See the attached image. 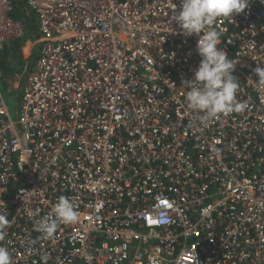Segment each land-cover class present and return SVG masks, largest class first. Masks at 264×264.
I'll return each instance as SVG.
<instances>
[{
    "label": "built area",
    "instance_id": "built-area-1",
    "mask_svg": "<svg viewBox=\"0 0 264 264\" xmlns=\"http://www.w3.org/2000/svg\"><path fill=\"white\" fill-rule=\"evenodd\" d=\"M27 6L38 54L7 90L15 116L0 88L12 264H264V3L217 21L245 108L208 122L186 103L201 57L170 21L180 0ZM12 9L0 0V49L28 30ZM61 196L78 219L43 238L35 221Z\"/></svg>",
    "mask_w": 264,
    "mask_h": 264
},
{
    "label": "clouds",
    "instance_id": "clouds-1",
    "mask_svg": "<svg viewBox=\"0 0 264 264\" xmlns=\"http://www.w3.org/2000/svg\"><path fill=\"white\" fill-rule=\"evenodd\" d=\"M264 3V0H261ZM249 0H180V11H173L170 21H174L185 36H199L196 51L201 57L194 72V79L184 81L189 87L186 94L187 107L202 114L201 119L208 122L220 114L243 111L245 105L237 101L238 78L233 75L235 63L228 54L218 47L221 31L217 28L220 19H231L243 13ZM174 5L172 10H175ZM259 80L264 81V67L254 69ZM54 219L44 217L35 221L34 228L43 238L51 239L59 224H71L77 221L78 212L72 201L61 196L54 205ZM11 222L0 213V241L4 240ZM35 243V241H31ZM47 262L48 257H42ZM0 264H12L9 249L0 244Z\"/></svg>",
    "mask_w": 264,
    "mask_h": 264
},
{
    "label": "rangeland",
    "instance_id": "rangeland-1",
    "mask_svg": "<svg viewBox=\"0 0 264 264\" xmlns=\"http://www.w3.org/2000/svg\"><path fill=\"white\" fill-rule=\"evenodd\" d=\"M22 10L25 11L24 8H21ZM26 12V15L30 16L32 20L35 19V17L33 16V13L30 11V9L27 7V11ZM25 21V20H24ZM30 21V20H28ZM30 30V29H28ZM23 39H16L14 41H12L11 43H9V63L11 64V68L8 70L9 71V76H13V77H17L16 79L13 78V77H5L6 78V82H4V85L6 87L10 86V88L13 89V93L14 95H20L21 93V89H22V86H23V71H14L15 69H17L16 67V61H15V55L16 52L20 51L23 53L24 55V58H25V62L23 63V65L25 66L26 64V61L28 63V67L30 65V58L31 56L33 55V51H35V48L36 45H37V38L35 37H30L29 39H27L26 41H24ZM26 44H30L29 46H26V51H31V53H29L28 57H26V53L23 51V47L26 45ZM23 46V47H22ZM21 77H18L20 76ZM4 85H2V83L0 84V88H1V91L3 93V96L5 97V99L7 100V104L10 106L11 110H12V113L13 115L15 116V109L17 107L16 105V97L14 95H11V94H8L7 93V89L4 87Z\"/></svg>",
    "mask_w": 264,
    "mask_h": 264
},
{
    "label": "trees",
    "instance_id": "trees-1",
    "mask_svg": "<svg viewBox=\"0 0 264 264\" xmlns=\"http://www.w3.org/2000/svg\"><path fill=\"white\" fill-rule=\"evenodd\" d=\"M13 3V9L11 11V16H13L14 18H20L23 16L25 22L27 23V30L26 31V35L22 38V39H27L30 37H37L38 33H37V23L34 20L31 19L30 16L26 15L27 11V0H12ZM21 8H24V10H22ZM30 20V21H28ZM21 40V39H20ZM9 43H6L3 48L0 49V67L4 70H9L10 66H9V61H7L6 59L9 57Z\"/></svg>",
    "mask_w": 264,
    "mask_h": 264
},
{
    "label": "crops",
    "instance_id": "crops-1",
    "mask_svg": "<svg viewBox=\"0 0 264 264\" xmlns=\"http://www.w3.org/2000/svg\"><path fill=\"white\" fill-rule=\"evenodd\" d=\"M26 35V33L24 34V36ZM23 36V37H24ZM23 37H21V38H19V39H22ZM27 39H29V38H27ZM27 39H23L24 41H26ZM16 40V39H15ZM12 41H14V40H11L9 43H11ZM23 41V42H24ZM30 44H26L24 47H23V51L27 54L26 55V57H28V55H29V53H31V51L29 50V51H26V46H29ZM9 48V47H8ZM35 48V51H33V55L31 56V58H30V60H31V62H30V65H29V67H28V63H27V61H26V64H25V66L23 65V63L25 62V58H24V55H23V53L22 52H20V51H18V52H16V54L17 55H15V61H16V67H17V69H15L14 71H25L26 73L27 72H29V71H31L32 69H33V66H34V62H35V60H36V58H37V54H38V48L37 47H34ZM8 59L9 58H7L6 60L8 61ZM9 66H10V68H11V64H9ZM4 72H5V77L7 78V77H13V76H9V71H7V70H5L4 69ZM24 74V73H23ZM25 75V74H24ZM18 77H21V75L20 76H18ZM24 77V76H23ZM5 78V79H6ZM13 78H17V77H13ZM21 80H23V79H21ZM25 80V79H24ZM5 82H6V80H5ZM3 84H4V82H3ZM4 87L9 91V92H13V89L12 88H10V86H8V87H6L5 85H4ZM7 91V93L8 94H10L9 92Z\"/></svg>",
    "mask_w": 264,
    "mask_h": 264
}]
</instances>
